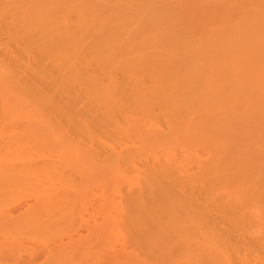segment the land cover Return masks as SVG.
<instances>
[{
  "label": "bare ground",
  "instance_id": "6f19581e",
  "mask_svg": "<svg viewBox=\"0 0 264 264\" xmlns=\"http://www.w3.org/2000/svg\"><path fill=\"white\" fill-rule=\"evenodd\" d=\"M0 163L20 263L264 264V0H0Z\"/></svg>",
  "mask_w": 264,
  "mask_h": 264
},
{
  "label": "rangeland",
  "instance_id": "374dc122",
  "mask_svg": "<svg viewBox=\"0 0 264 264\" xmlns=\"http://www.w3.org/2000/svg\"><path fill=\"white\" fill-rule=\"evenodd\" d=\"M67 144H68V143H66V145H67ZM68 154H69V153H68ZM71 155H72V154H71ZM72 156L74 157V155H72ZM68 158H69V155H68ZM68 158H66V159H68ZM70 158H71V156H70ZM75 158H77V159H74V158H73V159H70V160L68 159V160H69V161L78 160V156H76ZM64 159H65V158H64ZM80 161H81V158H79V160L77 161V163L80 162ZM74 162H75V161H74ZM0 164H1V163H0ZM79 164H81L82 168L85 169V167H84L85 165L83 166L82 163H79ZM66 165H67V164H66ZM70 165H71V164H70ZM2 166H3V165H2ZM73 166H74V165H73ZM77 166H78V165H77ZM77 166H76V167H77ZM66 168H67V167H66ZM69 168H70V166H69ZM74 168H75V167H74ZM70 169H71V168H70ZM70 169H66V170H67V171H66V174H68L67 172H69L68 170H70ZM70 171L72 172V171H74V169H72V170H70ZM76 171H77V170H76ZM76 171H74V173H76V177H77L78 174H77ZM69 173H70V172H69ZM74 173H73V174H74ZM78 173H79V171H78ZM80 173H81V172H80ZM83 173L85 174V171H84V170H83ZM83 173H81V174H83ZM84 174H83V176H84ZM101 174H103V173H101ZM104 174H105V173H104ZM108 174H109V173H108ZM108 174H107V177H108ZM96 175L98 176V174H96ZM96 175H94V176H96ZM70 176H71V175H70ZM80 176H81V178H82V175H80ZM80 176H79V177H80ZM99 176H100V175H99ZM102 176H103V175H102ZM105 176H106V175H105ZM68 177H69V175H68ZM107 177H106V179H107ZM71 178H72V176H71ZM71 178H70V179H71ZM83 178H84V177H83ZM83 178L81 179V181L84 180ZM95 178H96V177H94V179H95ZM97 178H98V177H97ZM97 178H96V179H97ZM99 178H100V177H99ZM99 178L97 179L98 181H99L100 179H103L102 177H101L100 179H99ZM104 178H105V177H104ZM108 178L110 179V177H108ZM76 179L79 181L80 178H79V179L76 178ZM85 179H86V178H85ZM94 179H93V180H94ZM96 179H95V181H97ZM74 180H75V177L73 178V182H74ZM85 181L87 182V181H88V178H87V180H85ZM85 181H84V184L86 185V182H85ZM90 181H91V180H90ZM90 181H88V183H89ZM104 181H105V180H104ZM107 181H108V180H107ZM110 181H111V180H110ZM79 182H80V181H79ZM111 182H112V181H111ZM90 183H91V185H90L89 187H88V185H87V187H88L89 189H90L91 187H94V186H92V185H95V184H94L95 182H93V184H92V181H91ZM99 183H100V181H99ZM99 183L97 184V186H95V188L98 187L97 189H95V188L92 189L94 192L97 191V190H98L99 192H101L100 189H99V186H98V185H100ZM102 183H103V181H102ZM76 184H77V183H76ZM79 184H82V183L80 182ZM77 185H78V184H77ZM85 185H83V186H85ZM80 186H81V185H80ZM81 187H82V186H81ZM87 187H86V188H87ZM1 188H2V187H1ZM1 188H0V190H2ZM92 190L90 189V191H92ZM90 191H89L88 193H90ZM94 192H93V193H94ZM101 194H102V193H101ZM6 195H12V193H7ZM90 195H93V194H90ZM90 195H89L88 197H90ZM98 195H99V194H98ZM96 196H97V194H96ZM0 197H1V193H0ZM14 197H15V196H14ZM91 198H93V196H92ZM91 198H90V199H91ZM22 199H23V198H22ZM31 199H32V198H31ZM31 199H28V200H27V199L25 198V200H24V201L22 200V202H31ZM88 199H89V198H88ZM2 201H4V200H3V199H2V200L0 199V204H1V206H2V207L6 206V203L3 202L4 204H2ZM9 201H10V200H9ZM9 201H5V202H7V204H8ZM96 201H97V199H96ZM96 201H95V203H98V201H97V202H96ZM31 203H32V202H31ZM97 205H98V204H96V205H94V206L97 207ZM1 206H0V207H1ZM10 206H11V205H10ZM96 207H95V208H96ZM11 208H12V207H11ZM92 208H93V207L89 208V210H92ZM95 208H94V210H95ZM78 211H79V209H78ZM80 211H81V210H80ZM80 211H79V213H80ZM96 212H97V210H96ZM79 213H78V214H79ZM97 213H98V212H97ZM99 214H100V213H98L97 215H99ZM101 214L103 215V213H101ZM101 214H100V215H101ZM97 215H96V216H97ZM100 215H99V216H100ZM99 216H97V217L100 218V219H102V217H99ZM46 217H47V216L45 215V218H46ZM47 219H49V217H48ZM83 230H84V228H83L82 230L80 229V234L85 235L84 232H88V233H89V231H85V230H87V229H85L84 232H82ZM54 232H55V229H54ZM54 232L52 233V229H51V233L54 234ZM56 232H57V230H56ZM60 232H61V231H60ZM81 232H82V233H81ZM0 233H1V232H0ZM47 233H48V232H47ZM88 233H87V235H88ZM1 234H3V232H2ZM1 234H0V257H4V258H0V262H1V260L3 261V262H1L0 264H15L17 261H18V262H17L16 264H22V262L24 263V261H21V263H20L19 260L16 261V259H18V257H24V256L27 257L28 255H26V254H28L29 252H31V249H32V251H33L34 248H36V249H34V250H37V248H38V249L40 248V250H44L45 247L50 246V245H48V244L51 243V245H52L53 242H54V241H53V238L55 239V237L58 236V235H55V236L53 237V235H52V236H50V237H52V239H51V238L48 237V235H50V234H48L47 237H46V234H45L44 237H39V236H37V237H39V238H35V240L33 239V240L30 241V239L27 240V236H26V234H25L26 237L23 236V238L25 237L26 240H25V238H24V241L21 240V242H22L21 245L23 244V246H25L24 248H26V249H24L25 251H23V249H22L23 246L20 247V249H19V248H17V247H19V246H18L19 243H18V245L15 243V242H17L19 239L16 241V240H15L16 237H15V239H13L14 237L11 239V237H10L11 234L9 235V237H8V235L6 236V235L4 234V235L6 236V238L9 239V240H8V239L5 238V236H3V235H1ZM6 234H8V233H6ZM31 234H32V233H31ZM55 234H57V233H55ZM58 234H59V233H58ZM28 235H30V233H28ZM63 235H64V234H63ZM1 236H2V237H1ZM13 236H14V234H13ZM18 236H19V235H18ZM30 236H31V235H30ZM32 236H33V234H32ZM59 236H62V234H61V235L59 234ZM85 236H86V235H85ZM34 237H35V236H34ZM45 237L47 238L48 241H46V238H45ZM1 238H2V239H1ZM19 238H20V239H23L22 237H19ZM32 238H33V237H32ZM40 238H45V242H43L44 239H40ZM10 239H11V241H10ZM39 239L41 240V242H40ZM64 239H66V238H64ZM56 240L59 241V237H58V239L56 238ZM56 240H55V242H57ZM114 240H117V239H114ZM118 240L120 241V239H118ZM118 240H117L116 242H119ZM25 241H26V242H25ZM28 241H29V242H28ZM32 241H34L35 244H33ZM50 241H51V242H50ZM3 242H6V243H3ZM7 242H8V243H7ZM37 242H38V243H37ZM47 242H48V243H47ZM113 242H114L113 240H112V242H111V240H110V242H109V240H107V243H110V244H107L106 242H104V243H106V245H105L106 248L104 247V243H103V245L101 246V247H104V250H103V251H107V250L109 251V249H107V248L109 247V245H110L109 248H111V245H114V244H115V242H114V244H113ZM14 243H15V244H14ZM25 243H26V245H25ZM39 243H41V244H40L41 246L38 245ZM98 243H99V242H98ZM111 243H112V244H111ZM120 243H121V242H120ZM1 244H2V245H1ZM7 244H11V246L13 245L12 247L15 249L16 252L20 250L19 252H17L18 254L15 253V258H16V259H15V258L12 259V258L14 257V254L9 258V255H10V253H11L12 247H11V249H10V245H7ZM28 244H29V245H32L33 248H32L31 246H29ZM44 244H46V245H44ZM96 244H97V243H96ZM99 244H100V243H99ZM101 244H102V243H101ZM118 244H119V243H118ZM5 245H6V248H5ZM42 245L45 246V247H43ZM47 245H48V246H47ZM98 246H100V245H98ZM116 246H117V248H118V247H120L121 245H120V244H119V245L116 244ZM7 247H9L8 250H7ZM27 247H28V248H27ZM30 247H31V248H30ZM113 247H114V246H113ZM3 248H4V249H3ZM16 249H17V250H16ZM21 249H22V251H23L25 254H24L23 252H21ZM27 249H30V250H27ZM45 249H46V248H45ZM106 249H107V250H106ZM5 250H6L7 252H5ZM26 250H27V253H26ZM8 251H10V253H9ZM8 253H9V255H7ZM20 253H22L23 256H22ZM5 254H6V255H5ZM11 254H12V253H11ZM16 256H17V257H16ZM5 258H6V259H5ZM8 259H9L10 262L7 261ZM21 259H22V258H20V260H21ZM12 260H13L14 262H13ZM22 260H24V258H23ZM5 261H6L7 263H6ZM11 262H12V263H11ZM27 263H28V262L25 261L24 264H27ZM107 264H114V263H107ZM115 264H116V263H115ZM117 264H118V263H117Z\"/></svg>",
  "mask_w": 264,
  "mask_h": 264
}]
</instances>
